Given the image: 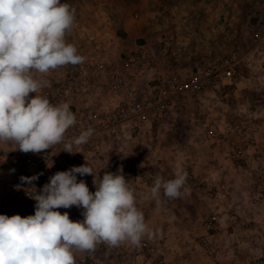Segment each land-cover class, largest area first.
I'll return each mask as SVG.
<instances>
[{
	"label": "rangeland",
	"instance_id": "1",
	"mask_svg": "<svg viewBox=\"0 0 264 264\" xmlns=\"http://www.w3.org/2000/svg\"><path fill=\"white\" fill-rule=\"evenodd\" d=\"M61 3L74 10L65 40L84 59L114 61L167 37L175 62L186 67L248 40L264 0ZM63 67L35 74L46 81L39 92L62 78ZM256 82L209 90L203 100L147 124V134L138 139L146 147L141 157L132 138L128 145L104 140L98 150L84 154L95 175L120 171L128 179L153 235L146 234L139 246L101 242L92 251L77 250L75 264H264V77ZM206 127L217 134L205 136ZM12 149V143L0 142V194L9 178L7 164L18 154ZM177 169L186 174L181 196L161 194L157 205L148 189L157 176L171 179ZM77 178L95 191L92 175ZM57 210L73 221L83 219L76 206Z\"/></svg>",
	"mask_w": 264,
	"mask_h": 264
},
{
	"label": "clouds",
	"instance_id": "2",
	"mask_svg": "<svg viewBox=\"0 0 264 264\" xmlns=\"http://www.w3.org/2000/svg\"><path fill=\"white\" fill-rule=\"evenodd\" d=\"M73 23L74 10L61 0H0V142L14 144L13 150L40 153L64 142L61 151L74 154L73 146L92 135L89 128L66 140V131L76 123L69 104L53 105L37 94L46 81L36 73L83 62L65 40ZM77 174L92 175L95 191L83 179L78 181ZM36 180L35 174L20 177L29 186L28 195ZM185 180L181 169L171 179L157 176L148 193L159 205L161 194L180 197ZM35 190L29 195L35 201L34 214H0V264H75L77 250L92 251L101 242L139 246L146 234L153 235L120 171L97 176L86 162L56 172ZM72 206L82 210V220L73 221L68 212L57 210Z\"/></svg>",
	"mask_w": 264,
	"mask_h": 264
},
{
	"label": "built area",
	"instance_id": "3",
	"mask_svg": "<svg viewBox=\"0 0 264 264\" xmlns=\"http://www.w3.org/2000/svg\"><path fill=\"white\" fill-rule=\"evenodd\" d=\"M173 55L171 40L161 37L157 45H138L114 61L84 59L76 65H65L62 78L37 94L53 105L69 104L76 123L66 131V140L89 128L92 135L86 143L73 146L74 154L61 151L64 142L40 153L12 149L18 154L6 167L9 178L0 194V214L35 211V201L29 196L35 194V188L39 191L51 173L82 165L87 160L84 154L98 150L104 140L117 139L128 145L130 138L136 139L141 157L146 147L138 139L147 134V124L164 121L187 103L202 99L209 90L257 84L256 79L264 77V5L254 16L248 40L191 66H181ZM216 134L214 127H206L205 136ZM127 163L123 160L121 166ZM34 174L38 180L28 195L25 189L29 186L20 177Z\"/></svg>",
	"mask_w": 264,
	"mask_h": 264
}]
</instances>
